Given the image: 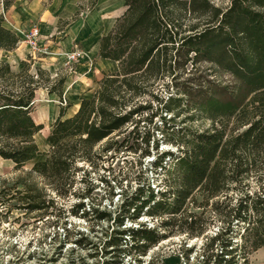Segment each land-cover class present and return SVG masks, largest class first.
<instances>
[{"label":"trees","instance_id":"16d2710c","mask_svg":"<svg viewBox=\"0 0 264 264\" xmlns=\"http://www.w3.org/2000/svg\"><path fill=\"white\" fill-rule=\"evenodd\" d=\"M95 3L96 0L91 1L93 6ZM124 6V12L101 36L97 52L99 58L116 61L118 70L104 72L93 96L81 97L72 115L65 116V108L59 109L47 136L50 147L44 153L46 157L34 162L31 171L44 175L48 184L56 188L68 185L70 189L78 161L93 163L94 158L102 159V155L93 151L99 142L122 132L128 123H135L127 136L134 133L130 144V137L121 142L109 140L102 151L113 149L117 153L124 148L144 157L149 155L153 131H158L163 140L179 147L176 155L162 151L150 161L155 172L157 168L164 171L166 189L155 193L148 183L140 184L121 208L126 209L125 213L132 209L133 220L142 214L164 219L153 228L139 224L116 229L113 233L119 236H110L105 240L106 246L117 248L124 256L132 251L144 255L166 235L161 233V227L176 221L195 193L205 201L224 195L231 204L227 226L206 240L203 263L233 264L241 259L239 264H249L248 254L264 246V183L255 191L240 190L238 185L244 183L253 169L258 172L264 164V0H231L225 8L210 0H124ZM186 13L199 18L187 30L183 23ZM3 21L0 16V50L12 51L20 38L4 27ZM200 59L229 73L233 83L221 86L209 82L205 89L199 84V96L192 109L212 123L201 131L190 132L185 127L175 128L174 123L168 125L174 116L166 118L162 113H173L178 108L180 99L170 94L169 89L177 87L176 80L186 72L189 61ZM22 65L19 71H14L7 61L0 59V158L12 161L15 169L40 154L34 136L42 124L33 120L31 107L35 91L48 87L42 83L45 73L40 67L32 74L27 62ZM64 81L65 77L58 78L48 92L58 90L61 97ZM163 91L169 92L166 99L159 95ZM146 94L155 98V106L151 102L136 103ZM71 105L69 102L67 106ZM144 110H151L150 123L159 114L160 123L140 131L132 117ZM221 119L231 120V126L217 124ZM164 134L169 138L165 139ZM159 140L153 139L156 150ZM166 157L171 159L170 164ZM114 158L106 160L109 172L114 171L111 167ZM258 161L261 167L256 166ZM118 173L126 172L120 167ZM229 190H236L239 195L234 198ZM145 192L148 195L143 198ZM32 204L31 210L40 208ZM117 215L113 222L122 226L124 217L120 218V212ZM192 216L187 213L184 217L189 236L203 230L195 225ZM99 218L109 219L110 214L100 213ZM239 225L240 242L233 237ZM125 236L131 239L129 246ZM123 243L126 247H122Z\"/></svg>","mask_w":264,"mask_h":264},{"label":"rangeland","instance_id":"374dc122","mask_svg":"<svg viewBox=\"0 0 264 264\" xmlns=\"http://www.w3.org/2000/svg\"><path fill=\"white\" fill-rule=\"evenodd\" d=\"M13 1L0 0V16L4 18L2 9H8ZM91 1H77L76 10L68 18L69 26L66 32L63 34L64 36L59 37L58 47L62 48L60 41L70 37L73 30L81 33L79 39H71V46L67 49L63 48V51L54 48L50 57L48 56L42 61L30 59L26 54L24 61L29 64V72L35 74L36 68L40 67L45 73L42 76V83L48 86L46 88L39 87L35 91L31 107L33 120L37 124H42V128L34 136L40 154L19 169H15L12 161L0 158V264H107L112 261L117 262L115 264H204L202 255L205 254L206 240L219 229L227 226L231 204L224 199V195L205 201L201 195L195 193L190 201H187L183 214L177 216V220L173 221L171 225L161 227V233L166 235L160 242L151 246L144 255L132 251L130 255L124 256L117 248L105 244V240L110 236H119V234L113 233L116 229L136 227L139 224H146L147 227L153 228L164 219L151 218L142 214L133 220L130 218L132 209L125 213L126 209L121 208V205L128 201L126 198L140 184L148 183L155 193L157 190L164 191L166 189L164 171L157 168V172H155L150 161L162 151H172L176 155L179 152V147L168 140H163L164 138H161L162 135L158 131H153L149 155L144 157H141L139 152L134 153L132 150L127 151L124 148L123 151L117 153L113 149L106 153L102 151L106 141L109 140L121 142L124 138L130 137V144L134 133L127 136L135 123H128L121 130L122 132H115L111 138L99 142L93 151L102 155V159L94 158L93 163L78 161L76 163L78 169L70 189L67 188L68 185L56 188L48 184L44 175L31 171L34 162L44 160L46 157L44 153L49 150L47 136L56 119L55 112L60 108H65V114L73 112L74 107L67 106L69 101L72 104L74 100L79 99L80 103L82 94H85L86 98L92 97L99 87L98 81L103 77V73H97V76L88 78V82H86L84 79L80 80L81 74L75 72L76 66L83 63L84 46L91 44L102 32L101 28L97 29L98 27L85 29L88 18L95 10V5L93 6ZM210 1L215 6L222 8L227 7L231 2V0ZM4 4L7 6L4 7ZM61 6L62 1L59 4V7ZM183 19L186 30L199 20L198 17L189 13H186ZM31 23L34 22L23 23L19 28ZM58 26L63 28L64 24L58 23ZM83 26L84 30H82ZM72 45H76L82 50L83 56L72 65L73 69L70 70L69 67L64 66L63 53L68 52ZM20 46L24 47L23 44L17 45V47ZM6 54L0 50V59L7 61ZM90 57L85 56L84 59L88 63V69L85 72L87 75L89 73V76L94 71L96 58H99L98 56H94L92 59ZM22 62L21 65L8 63L12 70L19 71L23 66ZM185 71L177 78V87L173 86L169 89L170 94L180 99L177 103L178 108L173 113L163 112L162 115H166V118L174 116L173 122L168 125L174 123L175 128L185 127L190 132L201 131L208 128L212 120L192 109L193 103L199 96L197 87L200 84L205 89L209 82L227 86L233 83V77L213 62L203 59L196 62L189 61ZM46 77L49 80H45ZM60 77H65L61 88V97L58 96V90L53 93L48 92ZM169 92L163 91L159 95L166 99ZM148 102L154 106L157 104L155 98L148 94L140 97L136 103L145 105ZM75 104L77 105L78 101ZM176 112H178L177 115ZM150 114L151 110H144L142 113L133 115V122H138L140 131L148 130L154 123H160L159 114L152 117L153 122L150 123ZM216 123H227V128L231 126V120L221 119ZM164 137L168 139L169 135L164 134ZM153 139H160L157 150L153 147ZM124 144L126 145L127 142ZM110 156L115 157L111 165L114 168L113 172L106 170L108 167L106 160L108 158L112 160ZM165 159L170 164L171 159L167 160L168 157ZM261 165V161L256 163V166L261 167ZM120 167L124 169L125 174L119 175ZM260 169L258 172L257 169L252 170L244 183L238 185L240 190L255 191L260 184L264 183V164ZM103 179H106L107 182ZM86 192L88 194L83 195ZM147 195L148 192H145L143 198ZM229 195L236 198L239 193L236 190H229ZM32 203L40 205V208L31 210ZM119 212L120 218L124 217L122 226H117L116 221L113 222L114 218L117 219ZM100 213L110 214V218L100 219ZM187 213H191L193 219H196L195 225L202 226L201 234L192 236L187 234V224L184 220ZM241 227L239 225L235 228L238 233L233 236L234 240L239 242V230L240 234L242 233ZM125 237L129 246L131 239ZM122 247H126V244L123 243ZM248 258L249 264H264V246L251 251ZM241 261V259H237V263L233 264H239Z\"/></svg>","mask_w":264,"mask_h":264},{"label":"crops","instance_id":"0c3cea01","mask_svg":"<svg viewBox=\"0 0 264 264\" xmlns=\"http://www.w3.org/2000/svg\"><path fill=\"white\" fill-rule=\"evenodd\" d=\"M61 1L62 6L59 7ZM77 1L78 0H14L8 9H2L4 16V21L2 24L8 29L15 30L23 23H29V21L34 22L39 25L40 31L43 35H52L50 42L51 49L53 51L54 48L63 51V48L67 49L69 46H71L72 38L79 39L81 34L73 30V33L70 37H66L65 39L60 41V44H62V48L58 47L59 37L61 35L64 36L63 34H65L66 32V29L69 26L68 18L76 10ZM94 7L95 10L94 12L92 11L94 14L92 13V15L89 17L90 20L88 18L87 23L85 24V29L89 30L90 28L98 27L97 29L101 28L100 31L102 32H100V35L97 39H95L91 44L85 45L83 48L85 56L89 58L90 55H92L90 57L91 59L94 56L97 57L99 40L101 36H103L110 30L116 18L119 17L125 10L124 0H96ZM64 21H67V23L64 24L63 28H59L60 26H58V23H63ZM82 30H84V26ZM73 46L74 45H72V47ZM4 53H7L5 55V59L10 64L21 65V62L24 61L26 58L27 48L25 46H20L12 51H4ZM85 56L83 57L84 59ZM84 59H82L83 63H79L76 66L75 72H77V74L82 75L80 80L84 79L86 80V82H88V78L97 76V73L113 72L118 70V64L116 61L110 59L96 58L97 61L95 62L94 71L89 76V73L87 75L85 72L88 69V63L85 62ZM81 96L86 97L85 94H82ZM76 101H78L77 105L75 104ZM72 107H74L73 112H71L70 114H68L67 112L65 116H70L76 112L79 107V99H76L72 102ZM58 114L59 111L57 110L54 116L57 118Z\"/></svg>","mask_w":264,"mask_h":264},{"label":"built area","instance_id":"2783aa9c","mask_svg":"<svg viewBox=\"0 0 264 264\" xmlns=\"http://www.w3.org/2000/svg\"><path fill=\"white\" fill-rule=\"evenodd\" d=\"M15 32L20 38L17 45L23 44L27 48L30 59L42 60L52 54L50 43L52 35H43L38 24L31 23L25 27H18ZM63 56L65 58L64 66L72 70V65L77 63L83 55L82 50L74 45L68 52L63 53Z\"/></svg>","mask_w":264,"mask_h":264}]
</instances>
